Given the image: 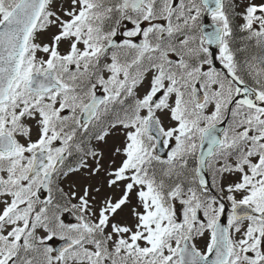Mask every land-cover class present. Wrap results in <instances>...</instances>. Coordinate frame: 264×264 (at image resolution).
<instances>
[{
  "label": "snow or ice",
  "instance_id": "snow-or-ice-1",
  "mask_svg": "<svg viewBox=\"0 0 264 264\" xmlns=\"http://www.w3.org/2000/svg\"><path fill=\"white\" fill-rule=\"evenodd\" d=\"M0 264H264V0H0Z\"/></svg>",
  "mask_w": 264,
  "mask_h": 264
}]
</instances>
